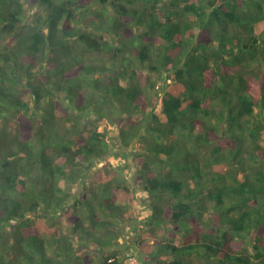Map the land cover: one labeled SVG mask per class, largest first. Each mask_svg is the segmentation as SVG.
Listing matches in <instances>:
<instances>
[{"label":"trees","instance_id":"obj_1","mask_svg":"<svg viewBox=\"0 0 264 264\" xmlns=\"http://www.w3.org/2000/svg\"><path fill=\"white\" fill-rule=\"evenodd\" d=\"M137 188L154 264H264V0H0V264H124Z\"/></svg>","mask_w":264,"mask_h":264},{"label":"rangeland","instance_id":"obj_2","mask_svg":"<svg viewBox=\"0 0 264 264\" xmlns=\"http://www.w3.org/2000/svg\"><path fill=\"white\" fill-rule=\"evenodd\" d=\"M161 107L157 108V113L160 114ZM162 119L163 116L161 115ZM121 121H117L111 125L110 129V138L114 145V150L112 155L108 157L107 161H99L96 162L92 167H90V171L93 172L95 175L97 174H106L108 175L111 170L116 168V166L121 165H128V167L132 170L130 173L128 172L129 179H131V175L137 170L134 167L133 156L136 152V144L130 147H122L120 146L118 141V131L121 127ZM12 127V126H11ZM104 130V125H101L99 131ZM95 175L93 177H95ZM76 190L73 193V196L68 201L71 203L76 197L82 195V187L80 185H76ZM136 201L133 204H129V210H134L135 213H139L138 219L130 222L125 220L123 223V239L117 245L119 250H121L125 255L126 259L125 262L133 256L136 258L138 264H154V259L152 255H150L152 251V246L154 242V238H158L163 236L162 227H154L152 220L150 217L147 216V209L145 208V204L150 201V196L143 191L141 188L136 190ZM70 207V206H69ZM69 207L66 210H69ZM51 222V221H50ZM61 228H66V224H62ZM70 236V234H68ZM135 240H137L136 243ZM140 242H143V246ZM77 254L81 256L79 260L76 261L78 264H97L98 263V256L103 253L102 249L97 248L94 245H85V246H77ZM50 257H53L51 254Z\"/></svg>","mask_w":264,"mask_h":264},{"label":"built area","instance_id":"obj_3","mask_svg":"<svg viewBox=\"0 0 264 264\" xmlns=\"http://www.w3.org/2000/svg\"><path fill=\"white\" fill-rule=\"evenodd\" d=\"M125 264H138V262L135 257L130 256V258L127 260V263L125 262Z\"/></svg>","mask_w":264,"mask_h":264},{"label":"clouds","instance_id":"obj_4","mask_svg":"<svg viewBox=\"0 0 264 264\" xmlns=\"http://www.w3.org/2000/svg\"><path fill=\"white\" fill-rule=\"evenodd\" d=\"M124 264H125V261H124Z\"/></svg>","mask_w":264,"mask_h":264}]
</instances>
